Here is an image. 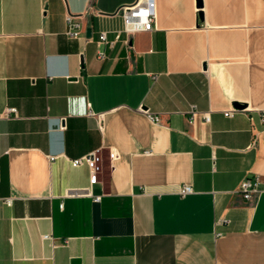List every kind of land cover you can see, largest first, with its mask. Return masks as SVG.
<instances>
[{
	"label": "crops",
	"instance_id": "obj_1",
	"mask_svg": "<svg viewBox=\"0 0 264 264\" xmlns=\"http://www.w3.org/2000/svg\"><path fill=\"white\" fill-rule=\"evenodd\" d=\"M133 1L0 0V264H264V0Z\"/></svg>",
	"mask_w": 264,
	"mask_h": 264
},
{
	"label": "built area",
	"instance_id": "obj_2",
	"mask_svg": "<svg viewBox=\"0 0 264 264\" xmlns=\"http://www.w3.org/2000/svg\"><path fill=\"white\" fill-rule=\"evenodd\" d=\"M115 13H118L122 20V26L123 31L132 34L139 31H149L152 28L155 11H154V0H135L132 3L123 4L120 5ZM79 34V24L77 22H73L71 20V16H66V29H65V35L69 38H76ZM105 36L104 33H100L98 36V42H104ZM98 58L102 57V53L99 52L97 54ZM140 112L144 113L148 120L153 124H159L160 120L157 116L151 115L147 110L145 109H138ZM235 111H237L235 108H233L231 111L224 112V116H231ZM196 111L193 106L189 107L187 114L188 119L192 120L193 116L195 115ZM10 114L15 115V109L14 108H7L2 113L1 116L5 118H9ZM202 119L204 122H208L209 117L207 113H203ZM145 154L148 153V151L144 152ZM51 158V157H50ZM117 159V155L115 152L111 151L108 153V160L111 163V161ZM101 157L99 152L92 151L87 153L86 155L72 159L70 161V164L72 166H77L80 164H85L88 168L89 172V178L88 182L89 184H93L97 181V175L100 172L101 169ZM110 167L112 165L110 164ZM191 192V187L189 185H183L179 191L178 195L183 196ZM235 192L238 193L241 198L245 201H248L252 199L254 196H257L261 193H264V180L260 181L257 177H245L243 178L237 185ZM84 193L89 194L88 190H85ZM10 199H3V202L6 205L10 204ZM93 201H98V197H93ZM43 238H48L47 236H44Z\"/></svg>",
	"mask_w": 264,
	"mask_h": 264
},
{
	"label": "water",
	"instance_id": "obj_3",
	"mask_svg": "<svg viewBox=\"0 0 264 264\" xmlns=\"http://www.w3.org/2000/svg\"><path fill=\"white\" fill-rule=\"evenodd\" d=\"M196 5L199 7L200 6V0H196ZM234 106L235 107H237V108H240L241 107V105H238V104H234Z\"/></svg>",
	"mask_w": 264,
	"mask_h": 264
}]
</instances>
